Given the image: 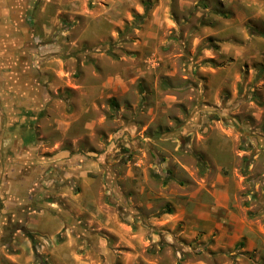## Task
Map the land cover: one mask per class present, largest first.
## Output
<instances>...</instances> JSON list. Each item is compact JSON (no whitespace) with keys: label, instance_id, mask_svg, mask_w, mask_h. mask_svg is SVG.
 Instances as JSON below:
<instances>
[{"label":"rangeland","instance_id":"374dc122","mask_svg":"<svg viewBox=\"0 0 264 264\" xmlns=\"http://www.w3.org/2000/svg\"><path fill=\"white\" fill-rule=\"evenodd\" d=\"M247 1L33 0L47 96L27 120L0 111V212L18 138L44 180L86 168L91 185L59 187L111 220L97 264H264V11Z\"/></svg>","mask_w":264,"mask_h":264},{"label":"crops","instance_id":"0c3cea01","mask_svg":"<svg viewBox=\"0 0 264 264\" xmlns=\"http://www.w3.org/2000/svg\"><path fill=\"white\" fill-rule=\"evenodd\" d=\"M32 3L33 0H0V111L19 112L20 120H27V114L40 112L47 96L46 88L33 75L37 42L28 16ZM247 4L258 13L264 11V0H248ZM255 50L248 49L249 56L242 49L237 53L242 59L258 58L259 51L254 55ZM21 139L24 143L25 139ZM15 143L22 168L11 169V178L2 188L0 264H38L37 249L45 256L47 264H97L98 256L102 257L106 250L100 232L104 227L109 228L111 220L103 221L98 210L95 214L91 212L90 218L80 216L79 211L84 207L72 203L65 197L68 192L59 187L67 178L73 181L74 176L81 178L84 186L91 185L86 168L74 175L78 168L61 171L57 164L50 171L56 170V174L62 173L65 178L44 180L46 171L35 163V156L31 155L33 163L28 161L33 151L21 148L23 145L20 147L18 138ZM55 159L56 155L47 161L43 159L44 164ZM47 182L56 191L55 198L48 199L41 194ZM36 189L40 192L35 196ZM92 225H99L101 229H94ZM29 233L34 235L33 239ZM137 258H131V264L137 263Z\"/></svg>","mask_w":264,"mask_h":264},{"label":"trees","instance_id":"16d2710c","mask_svg":"<svg viewBox=\"0 0 264 264\" xmlns=\"http://www.w3.org/2000/svg\"><path fill=\"white\" fill-rule=\"evenodd\" d=\"M29 235H30V237L33 239L34 238V235L33 234H30L29 233ZM36 250V249H35ZM36 257H37V262H38V264H47V261H46V259H45V256L44 255H42V254H40L39 252H37V250H36Z\"/></svg>","mask_w":264,"mask_h":264}]
</instances>
